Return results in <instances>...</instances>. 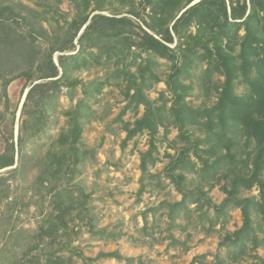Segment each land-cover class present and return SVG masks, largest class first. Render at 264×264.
Wrapping results in <instances>:
<instances>
[{
  "label": "trees",
  "instance_id": "1",
  "mask_svg": "<svg viewBox=\"0 0 264 264\" xmlns=\"http://www.w3.org/2000/svg\"><path fill=\"white\" fill-rule=\"evenodd\" d=\"M194 1L145 0L144 3L152 7L153 14L150 20H143V23L137 22L141 18L140 13L132 12V17L124 11L112 10L110 15H106L100 8L84 13L83 7L79 6V14L70 27H61L63 32L59 39H53V36L51 41L46 39L48 46L44 51L35 45V37L31 42L24 33L18 32L17 27L2 21L3 11L6 10L2 8L0 62L3 70L0 71H8L7 77L3 74L5 84L15 78H27L31 89L23 110L37 100L44 107L52 103L63 87L74 89L81 83L85 87L84 94H90L95 88L97 92H102L103 86L110 84L111 78L115 79L116 85L122 86L121 93L126 99L124 109L116 118L122 122V129L127 133L125 139H132L145 131L152 137L150 149L142 155L141 168L144 171H147L149 163L155 165L160 161L154 156V151L158 150L154 137L161 127L164 128V135L170 132L166 123L170 116L171 126L179 132L178 140L185 141L186 145L180 148L177 157H173L165 174L182 198L176 202L162 201L159 207L151 208L153 212L167 209L169 226L166 238L170 240L169 246L180 245L184 251L190 249L188 239L182 241L173 234L175 229L183 232L190 228L188 223H181L180 220L197 221L203 230L210 232L217 224L225 226L231 217V209L240 208L243 225L225 236L221 246L226 248V255L224 258L216 256L217 262L243 264L252 258L255 259L254 264H264V257L257 253L258 248L264 246V237L258 233L259 230L264 232V0H200L192 4ZM96 10L101 12L95 13ZM17 23L16 20L15 24L19 26ZM137 27L142 32L139 33ZM66 51L76 52L62 54ZM57 52H61L59 64L54 58ZM160 59L169 62L170 71L165 81L171 97H166V91H162L158 102L149 96L148 91L164 81L158 71L163 66ZM67 60L74 61L79 68L114 64L115 70L101 83L93 81L85 84L81 79L65 78ZM132 67H135L134 71ZM196 70L200 71L199 75ZM17 71L19 73L15 74ZM184 75L199 78L206 98L216 94L217 102L200 108L191 106L186 101V95L192 85L185 83ZM216 75L223 76L224 80L215 81ZM89 85L93 89H87ZM240 85L245 86L241 93L237 91ZM140 106L145 107L141 117L135 121L123 118L129 110L138 115ZM89 109L90 106L81 99L74 108L65 111L68 126L57 140L62 151L53 152L51 159L49 154L44 156L46 161L38 179L40 191L43 189L51 195L53 211L44 219L34 238L40 241L38 245L45 238L55 242L67 231L70 220L74 219L72 210L76 206L80 208L78 216L82 218L86 215L88 208H85L84 201H78L79 197L73 196V189L60 186L67 173L72 172V177L74 165L80 161L78 145L84 146L80 117ZM37 122L36 117L33 125ZM18 140V147L12 141L9 144L11 153L0 158V169L16 164L17 151L22 156L23 139L19 137ZM65 145L69 146L68 150H64ZM87 152L85 149L81 154ZM13 170L17 172V167ZM195 178L205 182L208 188L201 184L192 187ZM1 182L5 179L0 178ZM219 184L227 195L221 204L215 203L208 195L209 190ZM159 185L162 188L165 186L160 181ZM256 186L260 191L258 196L242 197L243 191ZM80 195L87 196L82 192ZM144 215L147 216L146 213ZM88 224L94 233L114 236L103 229L95 231L92 221ZM13 228L15 225L12 227L15 230ZM26 232V229L20 228L17 234L22 237L27 251L31 252L36 248L28 244L31 236ZM76 254L84 258L82 252L76 251ZM45 255L43 264H68L72 259L71 256L57 255L56 250ZM103 255L123 259L126 264H146L142 258H122L116 252ZM41 259L35 255L34 261L29 259L24 264H41ZM197 263L206 264L198 257L189 264Z\"/></svg>",
  "mask_w": 264,
  "mask_h": 264
},
{
  "label": "rangeland",
  "instance_id": "2",
  "mask_svg": "<svg viewBox=\"0 0 264 264\" xmlns=\"http://www.w3.org/2000/svg\"><path fill=\"white\" fill-rule=\"evenodd\" d=\"M199 1L195 0L192 4ZM144 2L145 0H0V9L6 8L3 11V22L8 21L13 27H17L18 32L24 33L31 42L35 37V45L44 51L48 46L46 39L49 40L52 36L53 39H59L63 29L70 27L74 17L79 14V6L83 7L84 13H90L95 8L102 9L106 15H110L112 10L124 11L123 13L132 17V12L140 13L141 18L137 22L143 23V20H150L153 14L152 7ZM101 11L96 10L95 13ZM16 20L19 26L15 24ZM136 29L139 33L142 32L141 28ZM75 52L66 51L62 54ZM60 54L61 52H57L54 55L58 64ZM160 61L163 66L158 71L164 81L155 84L148 91L149 96L157 101L162 91H166V97H171L165 81L170 71L167 66L169 62L166 59ZM66 63L68 69L65 78L81 79L85 84L93 81L101 83L115 70L114 64L107 67L94 64L90 68H79L72 60H67ZM1 65L0 62V69ZM131 69L134 71L135 67ZM60 70L62 74L61 67ZM7 72L0 71V158L3 154L11 153L9 144L12 141L16 143V148L18 147L19 137L23 139V152L20 156L17 151L14 166L0 169V178L5 179V182L0 183V264H24L29 259L34 261L35 255L42 258L43 264L46 261L45 253L54 250L57 255L71 256L68 264H126L123 259L116 258L115 262H111L115 257H99L101 253L111 252L118 253L122 258H142L146 264H189L196 257L206 264H218L216 256L225 257L226 248L221 246V242L228 232L242 227L244 218L240 208L231 209V217L225 226L217 224L210 232L203 230L197 221L195 223L198 225L191 219L180 220L181 223H188L190 228L183 232L175 229L173 234L182 241L188 239V251H184L180 245L169 246L170 240L166 238V228L169 226L167 209L161 208L156 212L151 210L159 207L162 201L176 202L182 198L174 183L165 174L173 157H177L180 148L186 145L185 141L178 140L179 132L171 126L170 116L166 120L170 132L164 135V128L161 127L154 137L158 148L154 151V156L160 161L155 165L149 163L147 171H144L141 168L142 155L150 149L152 137L145 131L132 139H125L127 133L122 129V122L116 118L124 109L126 99L121 93L122 86H117L115 79L111 78V83L105 84L102 92H97L96 88L94 90L93 86L89 85L90 88L87 89H93L90 94H84L85 87L81 83L74 89L63 87L52 103L44 107L37 100L30 102L23 110L26 100L23 98L26 92L28 94L31 85L28 86L25 77L15 78L5 84ZM17 73L19 71L15 72ZM196 73L199 75L200 71L196 70ZM183 80L192 85L186 95V101L194 108L212 106L217 102L216 94L206 98L205 88H201L199 78L184 75ZM219 80L223 81L224 77L216 75L215 81ZM244 90V85L237 89L239 93ZM81 99L90 106L80 117L83 126L81 142L84 146L78 145L80 161L74 165L72 177V172L67 173L60 187L73 189V196L79 197L78 201H84V206L88 209L85 211L86 215L81 218L78 216L80 208L76 206L72 210L74 219L70 220L67 231L58 236L55 242L45 238V241L38 245L40 241L34 238L39 233L44 219L53 211L50 204L51 195H47L43 189L40 191L38 179L46 161L44 156L49 154L51 159L53 152L62 151L57 140L61 131L68 126L65 111L74 108ZM144 111L145 107L140 106L138 115L129 110L123 118L126 121H135ZM36 117L38 124L33 125ZM176 139L179 142H174ZM68 148L69 146H64V150ZM85 149L88 152L82 155L81 152ZM16 167L17 172H14ZM188 175L192 177L191 173ZM159 181L165 185L163 188ZM200 184L208 188L205 182L197 178L192 182V187ZM81 192L87 196H81ZM259 192L256 186L252 190L243 191L242 197L258 196ZM208 195L217 204L223 203L227 196L221 184L209 190ZM213 211L211 209L212 215L215 214ZM89 221L94 224L95 231L103 229L114 236L94 233L89 228ZM14 225L15 230H12ZM207 226L209 227V224H206ZM20 228L26 229V234L31 236L28 244L36 249L27 251L22 237L17 234ZM258 233L264 237L263 231L259 230ZM76 251L82 252L84 258L77 255ZM257 253L264 257V246H260ZM254 263L255 259L252 258L243 262Z\"/></svg>",
  "mask_w": 264,
  "mask_h": 264
},
{
  "label": "crops",
  "instance_id": "3",
  "mask_svg": "<svg viewBox=\"0 0 264 264\" xmlns=\"http://www.w3.org/2000/svg\"><path fill=\"white\" fill-rule=\"evenodd\" d=\"M12 167V166H11ZM103 254H108V253H101L100 254V256L99 257H104L103 259H108V258H110V257H113V256H105V255H103ZM107 257V258H106ZM117 257H115V258H112V260H111V262H115L116 260H114V259H116ZM110 261V260H109ZM110 263V262H109ZM116 264V263H115Z\"/></svg>",
  "mask_w": 264,
  "mask_h": 264
},
{
  "label": "water",
  "instance_id": "4",
  "mask_svg": "<svg viewBox=\"0 0 264 264\" xmlns=\"http://www.w3.org/2000/svg\"><path fill=\"white\" fill-rule=\"evenodd\" d=\"M183 12H184V11H183ZM183 12H182V13H183ZM94 14H95V13H94ZM94 14H93V15H94ZM87 24H89V22H88ZM83 30H84V29H83ZM83 30L81 31V33L83 32ZM81 33H80V34H81ZM56 61H57V60H56ZM37 82H39V81H37ZM37 82H36V83H37ZM26 97H27V92L25 93V95H24V98H23V99L25 100V99H26Z\"/></svg>",
  "mask_w": 264,
  "mask_h": 264
}]
</instances>
